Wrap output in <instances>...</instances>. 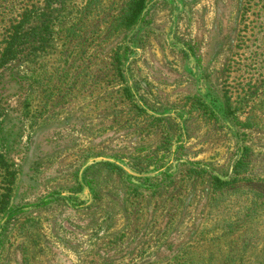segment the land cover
<instances>
[{
	"label": "rangeland",
	"instance_id": "rangeland-1",
	"mask_svg": "<svg viewBox=\"0 0 264 264\" xmlns=\"http://www.w3.org/2000/svg\"><path fill=\"white\" fill-rule=\"evenodd\" d=\"M87 1L0 0V264H264V0Z\"/></svg>",
	"mask_w": 264,
	"mask_h": 264
},
{
	"label": "trees",
	"instance_id": "trees-1",
	"mask_svg": "<svg viewBox=\"0 0 264 264\" xmlns=\"http://www.w3.org/2000/svg\"><path fill=\"white\" fill-rule=\"evenodd\" d=\"M107 4V6L104 5ZM147 5V0H119L118 3L110 0H88L85 6L80 11V17L78 18L77 23L68 28V32L65 35L67 42H73L75 39L77 42L74 45L82 46L80 52H84V46L89 39H93L92 36H96L95 39H100L107 44L110 43L111 39L122 34L127 30H132L140 25L144 21L145 12L144 9ZM31 11V10H30ZM30 11L25 10L23 13V18L21 22L28 21L30 17ZM111 11V12H108ZM90 18L98 19V23H104V31L101 33L98 25L95 22H90ZM19 25H16L15 28H18ZM75 31V32H74ZM16 30L13 32L12 37L16 34ZM16 37V36H15ZM71 51V50H70ZM0 59H3L5 53H1ZM68 74L62 76L63 79H67ZM61 81V80H60ZM61 89H64V84L61 82ZM57 89L59 86L57 85ZM55 89V87H53ZM2 155L0 153V161ZM108 167L117 168L111 162L105 163ZM2 163L0 162V166ZM242 161H239L237 164V171L241 167ZM7 167L4 168L6 170ZM119 169V168H118ZM222 184V182H220ZM224 184V183H223ZM222 184V185H223ZM80 186L76 191L80 190ZM257 194H262L259 191H255Z\"/></svg>",
	"mask_w": 264,
	"mask_h": 264
}]
</instances>
